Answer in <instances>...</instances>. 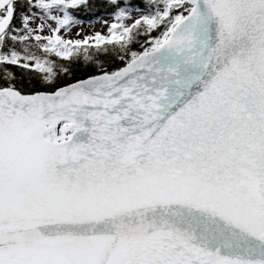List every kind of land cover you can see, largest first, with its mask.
<instances>
[{
    "label": "snow or ice",
    "instance_id": "6c2138e0",
    "mask_svg": "<svg viewBox=\"0 0 264 264\" xmlns=\"http://www.w3.org/2000/svg\"><path fill=\"white\" fill-rule=\"evenodd\" d=\"M0 264H264V0H0Z\"/></svg>",
    "mask_w": 264,
    "mask_h": 264
},
{
    "label": "rangeland",
    "instance_id": "374dc122",
    "mask_svg": "<svg viewBox=\"0 0 264 264\" xmlns=\"http://www.w3.org/2000/svg\"><path fill=\"white\" fill-rule=\"evenodd\" d=\"M105 20H107V23L110 24V21L108 19H97L93 21H83L81 24H77L75 26H72L67 33H62V35L66 39L70 40H83L85 37H91L96 32L104 33L106 32L107 28L105 25Z\"/></svg>",
    "mask_w": 264,
    "mask_h": 264
},
{
    "label": "trees",
    "instance_id": "16d2710c",
    "mask_svg": "<svg viewBox=\"0 0 264 264\" xmlns=\"http://www.w3.org/2000/svg\"><path fill=\"white\" fill-rule=\"evenodd\" d=\"M103 17H106V18H108L107 16H106V14H105V10L101 7L98 11H96V12H94V13H90V14H87V15H80L79 16V19L80 20H83V21H93V20H97V19H99V18H103ZM108 20H110L111 21V23L113 22L110 18H108ZM110 23V24H111ZM104 34H107V30H106V32L104 33ZM92 37H94V36H92ZM91 37V38H92ZM90 38V39H91ZM135 47V46H134Z\"/></svg>",
    "mask_w": 264,
    "mask_h": 264
}]
</instances>
